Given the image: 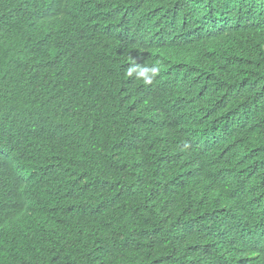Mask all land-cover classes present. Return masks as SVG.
<instances>
[{"label": "trees", "instance_id": "1", "mask_svg": "<svg viewBox=\"0 0 264 264\" xmlns=\"http://www.w3.org/2000/svg\"><path fill=\"white\" fill-rule=\"evenodd\" d=\"M0 264H264V0H0Z\"/></svg>", "mask_w": 264, "mask_h": 264}, {"label": "clouds", "instance_id": "2", "mask_svg": "<svg viewBox=\"0 0 264 264\" xmlns=\"http://www.w3.org/2000/svg\"><path fill=\"white\" fill-rule=\"evenodd\" d=\"M125 70V76L129 79L141 82L144 86H150L154 83L161 72L159 61L149 64L146 62L143 65L133 62L129 64Z\"/></svg>", "mask_w": 264, "mask_h": 264}]
</instances>
